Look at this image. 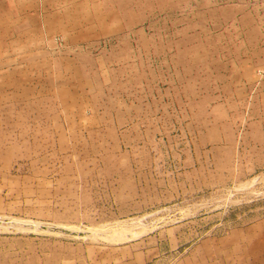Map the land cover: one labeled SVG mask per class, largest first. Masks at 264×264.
Instances as JSON below:
<instances>
[{
	"label": "rangeland",
	"instance_id": "374dc122",
	"mask_svg": "<svg viewBox=\"0 0 264 264\" xmlns=\"http://www.w3.org/2000/svg\"><path fill=\"white\" fill-rule=\"evenodd\" d=\"M105 1L0 79V264H264V0Z\"/></svg>",
	"mask_w": 264,
	"mask_h": 264
},
{
	"label": "crops",
	"instance_id": "0c3cea01",
	"mask_svg": "<svg viewBox=\"0 0 264 264\" xmlns=\"http://www.w3.org/2000/svg\"><path fill=\"white\" fill-rule=\"evenodd\" d=\"M239 8L240 20L248 23V29H259L260 21L256 16L255 7L258 2L255 0H236ZM111 4L105 0H0V79H4L6 67L11 66L14 73L16 66L22 64V38L26 36L25 31L33 30V24L23 25V23L46 22L55 19L67 21L65 17H57L66 11V6H98ZM17 48V49H16ZM32 55L29 54V57ZM9 68V69H11ZM12 70V69H11ZM13 91L8 95L16 99L20 98L21 85L18 84L20 79L13 78ZM1 98L5 97V93L1 92ZM245 263V256H242L241 264Z\"/></svg>",
	"mask_w": 264,
	"mask_h": 264
},
{
	"label": "water",
	"instance_id": "95a60500",
	"mask_svg": "<svg viewBox=\"0 0 264 264\" xmlns=\"http://www.w3.org/2000/svg\"><path fill=\"white\" fill-rule=\"evenodd\" d=\"M25 231H39L43 233H50V234H56V235H63V236H69V237H75V238H83V237H90L92 234L90 233H82L73 231L71 229L66 228H57V227H47L44 225L41 226H33V225H23L21 226Z\"/></svg>",
	"mask_w": 264,
	"mask_h": 264
},
{
	"label": "bare ground",
	"instance_id": "6f19581e",
	"mask_svg": "<svg viewBox=\"0 0 264 264\" xmlns=\"http://www.w3.org/2000/svg\"><path fill=\"white\" fill-rule=\"evenodd\" d=\"M85 233H89V232H85ZM95 235V234H94Z\"/></svg>",
	"mask_w": 264,
	"mask_h": 264
}]
</instances>
